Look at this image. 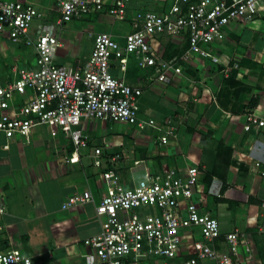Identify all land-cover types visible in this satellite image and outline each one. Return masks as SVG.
I'll list each match as a JSON object with an SVG mask.
<instances>
[{
  "label": "crops",
  "instance_id": "0c3cea01",
  "mask_svg": "<svg viewBox=\"0 0 264 264\" xmlns=\"http://www.w3.org/2000/svg\"><path fill=\"white\" fill-rule=\"evenodd\" d=\"M21 1L34 4L44 13L34 21L30 31L33 37L40 23L53 24L56 31L53 20L61 17L58 0ZM151 2L158 7L153 0H130V10ZM56 12L59 17L54 19ZM93 15L99 26L111 29L95 30L94 24L89 25L94 36L92 49L99 32L123 37L112 29L117 20L105 12L93 11L81 17ZM68 26L73 35H59L60 49L71 46V54H65L67 63L83 65L90 56L83 58L80 51L87 33L71 23ZM0 40L16 46L11 49L15 62H6L11 70L7 67L0 81L13 80L16 65L35 66L36 54L31 46L13 41L7 32H0ZM163 45L178 51L186 40L175 37L168 43L164 39ZM209 49L222 60H239L240 67L232 68L226 76L222 65L196 56L183 65L180 74H171L170 83L155 80L144 88L140 116L155 118L163 125L170 121L177 127V136L167 144L160 142L158 130L147 125L89 119L82 122L89 145L80 147L79 158H74L71 138L64 133L61 139H55L48 133L50 125L35 127L30 141L15 136L9 149L4 148L7 139L0 132V200L6 209L0 214L4 227L0 249L21 250L33 257V264L34 254L43 261L39 264H91L87 258L93 248L84 240L101 230L104 218L97 214L96 207L107 191L102 173L111 164L105 159L100 167L94 164L95 146H99L104 154L115 156L112 167L129 187L143 182L150 172L177 168L186 174L189 165H199L200 182L195 194L205 195L200 208L216 216L223 231L215 246L228 250L225 233L239 228L246 233V241L234 256L236 264H264V126L254 125L250 130L244 127L247 112L264 119V16L231 23L226 38ZM55 61L62 62L56 56ZM141 73L135 70L128 76L136 81ZM128 145L133 153L127 150ZM86 190L92 192L93 199L63 208L70 195ZM193 200L197 202L194 196ZM188 230L200 236L196 227ZM190 242L184 243L180 255L170 259V264H181L190 256Z\"/></svg>",
  "mask_w": 264,
  "mask_h": 264
},
{
  "label": "built area",
  "instance_id": "2783aa9c",
  "mask_svg": "<svg viewBox=\"0 0 264 264\" xmlns=\"http://www.w3.org/2000/svg\"><path fill=\"white\" fill-rule=\"evenodd\" d=\"M129 1L58 0V25L98 11L131 26L122 38L111 32L95 34L90 57L83 65H75L55 61L62 42L53 24L40 23L36 36L30 34L34 21L44 16L41 10L21 0H0V32H7L15 42L23 41L36 54L34 67L16 65V77L0 81V132L7 139L5 149L17 135L30 141L35 127L58 125L75 146L74 158H79L77 150L89 145L82 129L83 120L89 119L147 125L158 130L160 142L167 144L177 136V127L170 121L163 125L140 116L147 82L170 83L171 74H180L196 56L222 65L230 76L232 68L240 67L239 60H222L209 46L226 38L231 23L251 22L264 14V0H153L157 8L134 11ZM175 37L184 38L187 47L168 58L169 47H163V40L169 43ZM135 70L142 73L132 81L128 74ZM245 119L247 130L264 126V119L255 112H247ZM94 151L96 166H102L104 159L111 164L102 173L107 191L96 207L104 218L101 230L84 240L93 248L89 263L170 264L191 240L190 256L181 264H236L234 256L246 233L230 230L225 233L228 250L215 246L223 234L220 220L193 200L200 182L199 165H189L186 174L177 168L150 172L143 182L129 187L112 167L115 156L104 154L99 146ZM91 199L90 190L74 193L63 208ZM5 212L0 200V214ZM195 227L199 237L188 230ZM3 228L0 224V232ZM0 264H33V257L13 248L0 249Z\"/></svg>",
  "mask_w": 264,
  "mask_h": 264
},
{
  "label": "rangeland",
  "instance_id": "374dc122",
  "mask_svg": "<svg viewBox=\"0 0 264 264\" xmlns=\"http://www.w3.org/2000/svg\"><path fill=\"white\" fill-rule=\"evenodd\" d=\"M140 7H149L151 9H154V5H152V2H151V4L149 6H140ZM52 16H54L53 17L54 19H57L59 17L58 16V12H56ZM53 21H54V23H56V20H53ZM69 23L75 25L74 27L81 28L83 31H85L87 33V36H88L87 40H86V42L84 43V45L82 46V48L80 50L83 58L88 57L91 54V52H92V44H93L94 36L90 34L89 25L90 24H94L95 30H97V29L100 30L102 28L103 29H107V30L111 29V28H108L106 26H103V27L99 26L97 24V22L95 21L94 15L90 16L89 18L76 17V18H74L72 20V22L67 21V22L63 23L62 25H58V24L56 25V32H57L58 35L61 36V38H67V37H65V35H73V31L71 29L72 27L70 28V26H68ZM112 29H116V31H120L123 34H126L127 32L130 31V26H129L128 23H126L124 21L117 20V21H115L114 27ZM63 41H66V40L63 39ZM7 42H5L3 40H0V52H1V57H2V59H0V78H4L5 77V73L7 72L6 68L8 67V69L11 70L10 65H12V63L15 62L14 61L15 58H14L12 52H11V49H12V47L15 46V44L14 43H10V41H7ZM21 47H23V48H22L20 53L23 54L24 46H21ZM71 51H72L71 46L70 47L64 46L61 49L59 48L58 53L56 55L57 60H61L62 61L61 63L69 64V63H67V61L65 59V54L66 53L67 54H71ZM6 62H9L10 65H6ZM147 128H149V127H147ZM48 133H49V135H51L55 139H61L63 137V135H64V132H63L62 128H60L58 125H50ZM124 144L126 145V142ZM129 145H128V149L127 150L133 153V150H131V146L129 147ZM135 145H136V143H135ZM130 166L131 165L129 163H127V167H130ZM204 197H205V195H203V194H199V196H197V194L194 195V199L198 202L199 206H200V203H199L200 200H203ZM145 209L148 212L150 211V209H148V208H145ZM34 256H36V264H39V263L43 262V261H41V258L39 257V255L34 254Z\"/></svg>",
  "mask_w": 264,
  "mask_h": 264
},
{
  "label": "trees",
  "instance_id": "16d2710c",
  "mask_svg": "<svg viewBox=\"0 0 264 264\" xmlns=\"http://www.w3.org/2000/svg\"><path fill=\"white\" fill-rule=\"evenodd\" d=\"M261 16H262V15H261ZM263 16H264V14H263ZM186 47H187V45H185L184 47H182L181 50H178V51H176V50H174V51H170V49H167L165 55H166V57L169 58V57H171V56H173V55H175V54H179V53H181V51L184 50Z\"/></svg>",
  "mask_w": 264,
  "mask_h": 264
}]
</instances>
